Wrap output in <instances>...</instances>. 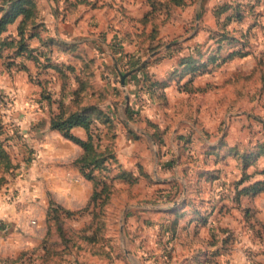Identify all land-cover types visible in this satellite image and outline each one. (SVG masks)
<instances>
[{
  "label": "rangeland",
  "instance_id": "rangeland-1",
  "mask_svg": "<svg viewBox=\"0 0 264 264\" xmlns=\"http://www.w3.org/2000/svg\"><path fill=\"white\" fill-rule=\"evenodd\" d=\"M164 9L163 21L148 16L154 28L144 37L155 43L141 66L116 70L117 109L89 113L92 140L87 149L77 144L82 152L70 162L49 168L40 148L4 125L9 120L2 113L1 130L8 138L2 142L7 158L0 156V204H8L11 214L0 217V264H256L255 196L240 197L236 224L237 214L231 213L236 205L219 212L224 199L231 202L223 184L215 192L224 199L217 195L210 202L207 194L204 202L206 189L196 173L188 191L183 178H173L169 172L176 159L167 139L175 136L182 154L204 149L190 144L201 137L239 139L246 156L264 143L256 144L261 138L256 115L264 114L256 109V98L263 99V89L243 95L242 123H233L236 118L228 121L223 108L236 103L234 96L217 86L228 73L254 63L256 74V42L264 45V0H165ZM181 38L198 43L182 52L172 43ZM259 50L264 74V47ZM234 51L238 55L229 56ZM188 53L189 61L177 65L176 56ZM161 61L169 73L156 79L148 70ZM206 74L214 75L199 79ZM63 166L77 175L62 178ZM219 181L215 177L207 192ZM33 182L39 183L35 193L29 189ZM66 192L81 201L74 204L79 206L62 205ZM225 213L228 223L221 222ZM212 215L220 217L210 222Z\"/></svg>",
  "mask_w": 264,
  "mask_h": 264
},
{
  "label": "crops",
  "instance_id": "crops-1",
  "mask_svg": "<svg viewBox=\"0 0 264 264\" xmlns=\"http://www.w3.org/2000/svg\"><path fill=\"white\" fill-rule=\"evenodd\" d=\"M164 1L36 0V23L38 24L36 31L38 35L27 40V44L34 51L36 58L14 57L15 64L22 63L24 69L16 67L7 69L0 57V101L4 95L11 96L12 102L9 108L2 110L4 118L9 120L8 122L4 120V122L6 121L8 127L22 133L24 138L31 140L36 148L41 149L44 160L47 159L51 163L49 168L56 161L63 162L61 164L68 163L82 152L76 143L50 128L51 113L59 111L60 101L63 108L69 111L83 108L89 104L115 111L117 109V94L114 88L116 70L123 67L122 64H125L131 54L138 57L141 62L144 60L147 48L155 43V41H147L144 37L147 31H152L153 28V20L150 19V21L148 16L156 15L155 19L160 18L159 20L163 21L166 16ZM2 4L3 0H0V6ZM2 14L3 11H0V17ZM147 20H149L148 23ZM21 21L22 16H18L8 25L6 31L0 34V39L17 38ZM172 43L182 48L183 52V47L191 48L198 42L196 38H181L172 41ZM262 47H264L263 43L256 42V74L252 71L254 63L250 67L238 68L228 73L220 85L217 84V86L227 89V94L234 96L232 102H236L231 105L230 102L228 103L223 97H220L223 99V104L228 103L223 108L230 114L228 121L234 117L236 120L233 119L231 122L242 123L243 107L239 105L244 101L245 93H249L250 89H253L251 94L262 89L264 91L261 74L258 70V55L261 53L259 48ZM183 56H176L177 65L182 62ZM248 58L254 59L253 57ZM56 66L65 73L63 79ZM167 67L169 66L163 67L162 61L156 62L152 67H149L148 71L150 76L154 74V78L158 79L169 73ZM122 70L124 71V68ZM144 72L145 69H142V73ZM135 73L140 74L138 70ZM213 75L206 74L199 79L206 80L208 77L211 79ZM76 90L79 91V94L74 104L73 93ZM168 90L172 91V89ZM46 96H50V100H47ZM182 97L184 96H179V98ZM193 103L195 102L193 101ZM194 108H196L195 104H193V110ZM256 109H260L264 113V97L260 101L256 98ZM234 110L241 112L240 115L232 116ZM263 125L264 114L256 115V132H259L260 134L257 135L261 136L259 142L256 140V144L264 141ZM71 132L79 139L86 138V132L81 127H74ZM176 139L175 136L167 139L171 148H174L173 153H175L176 159V165L169 172L174 175L173 178H183L184 186L188 191L192 187L191 177L196 173V176L201 178L200 185L203 184L206 189L205 197H202L204 201L207 200V194L212 195V197L209 196V199H213L214 194L217 193L215 190H218L220 184H223L224 190L229 191L228 193L232 192L233 183L241 180L243 172L237 155L231 153L230 149L237 147L241 151L244 147L243 141L228 136L191 139V146L195 148L198 145L199 148L201 144L204 149L201 151L190 150L182 154L178 149L181 146L176 145L178 143ZM61 169H65V167L63 166ZM47 171L51 172V169ZM64 171L62 178L65 174L66 177L67 175L69 177L70 173L74 176L77 175L75 169H65ZM164 171L166 172L167 169ZM205 171H213L220 178L219 184L212 186L211 191L214 190L215 193L207 192L209 182L206 181V176L203 180L202 174H200ZM245 172L248 179L243 182L241 187L254 183L264 185V156L258 157ZM64 181L59 180V183L61 182L59 186H64ZM174 183L173 181L172 184ZM38 188L39 183L37 182L29 185V189L33 193ZM64 194L66 198L61 200L62 205L68 208L79 206V204H74L80 203V200L68 198L67 192ZM252 202L256 211V232L259 234L256 235V264H264V189L252 198ZM223 203L226 207L234 206L228 197L223 200ZM8 208V204H0V217H7L11 214ZM231 213L237 214L235 216L237 224L241 212L237 207H234L231 209ZM214 215L210 217V222L220 217ZM232 219L234 218H230V220ZM228 220L229 216L225 213L221 222L228 223ZM222 226L226 225L222 224Z\"/></svg>",
  "mask_w": 264,
  "mask_h": 264
},
{
  "label": "trees",
  "instance_id": "trees-1",
  "mask_svg": "<svg viewBox=\"0 0 264 264\" xmlns=\"http://www.w3.org/2000/svg\"><path fill=\"white\" fill-rule=\"evenodd\" d=\"M0 11H3L2 16L0 17V34L6 31L9 24H11L18 16H22V21L18 27V37H6L4 39H0V57L3 59L4 66L7 69H10L11 67H16L19 69H24V65L21 64H15L13 58L14 57H24L26 59L28 58H36V55L34 54V51L29 48L27 44V40L30 37H34L38 35V32L36 31L38 28V24L36 23L37 20V6H36V0H3V4L0 6ZM154 28V27H153ZM152 28V29H153ZM151 47V46H149ZM238 55L236 51L231 52L229 56L233 57ZM244 53L240 54L239 56H243ZM189 61V56L183 57L182 62L184 63ZM260 60H258V70L260 71L261 78H262V88H264V75L261 73L262 66L259 63ZM141 60L139 58H136L133 54H131L127 60L125 61V64L123 67H126V70L124 72H129L133 70L134 68L138 67L140 65ZM58 71L61 74V78H64V72L59 67L56 66ZM264 71V68H263ZM79 91H75L73 93V103L75 104L78 98ZM47 100H50V96H46ZM102 108L89 104L85 105V107L76 109V110H65L62 106V102L60 101V107L58 112L51 113L50 116V128L52 130L57 131L60 133L64 138L78 144L80 147L87 149L89 142L92 140V134L88 131L89 129V113L94 112H100ZM2 108L0 106V137L4 138V140H1L0 138V156H5L7 158V151L5 150L4 146H2V142H5V138L2 133V125H3V118L2 116ZM7 123L4 122V125ZM74 127H81L86 132V138L85 139H79L78 137L74 136L71 132V130ZM17 131L13 128L11 132ZM188 143V141H187ZM231 153H235L237 155V158L240 161V164L242 165V172L243 176L240 181L233 183V189L231 194V203L236 205H241L239 203V199L242 195H250L252 198L253 196H256L258 192L264 189V185L260 183H254L248 186H243V182L248 179V175L246 174L247 167L256 161V159L260 156H264V143H260L256 146V153L246 156V154H243L242 150L240 151L237 147H233L230 149ZM254 164V163H253ZM201 176H206V181L209 182V184L213 183L214 178L217 177L213 171H205L201 172ZM215 176V177H214ZM214 194V193H213ZM217 195H221L218 193L214 194V197ZM214 197L210 202H214ZM222 199H224L225 195H221ZM229 197V196H228ZM204 201V200H203ZM204 202H208L207 200ZM234 202H237L236 204ZM218 204V203H217ZM215 204L210 205L211 211L214 210ZM224 204L222 205V208L219 207V212H222L221 209H227ZM210 211V213H211ZM215 213V212H214ZM213 213V214H214ZM211 217V216H210ZM198 223L205 222L200 221V219L196 220ZM257 233V232H256ZM256 235H259L258 233Z\"/></svg>",
  "mask_w": 264,
  "mask_h": 264
},
{
  "label": "built area",
  "instance_id": "built-area-1",
  "mask_svg": "<svg viewBox=\"0 0 264 264\" xmlns=\"http://www.w3.org/2000/svg\"><path fill=\"white\" fill-rule=\"evenodd\" d=\"M12 102L10 95H5L1 98L0 106L2 109H8L10 103Z\"/></svg>",
  "mask_w": 264,
  "mask_h": 264
},
{
  "label": "water",
  "instance_id": "water-1",
  "mask_svg": "<svg viewBox=\"0 0 264 264\" xmlns=\"http://www.w3.org/2000/svg\"><path fill=\"white\" fill-rule=\"evenodd\" d=\"M121 83L123 84V79H122Z\"/></svg>",
  "mask_w": 264,
  "mask_h": 264
}]
</instances>
